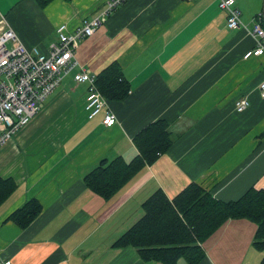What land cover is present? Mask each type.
Listing matches in <instances>:
<instances>
[{
  "label": "crops",
  "instance_id": "crops-1",
  "mask_svg": "<svg viewBox=\"0 0 264 264\" xmlns=\"http://www.w3.org/2000/svg\"><path fill=\"white\" fill-rule=\"evenodd\" d=\"M106 0H0L5 17L24 45L46 53L56 27L69 29L98 16ZM218 0H125L95 32L75 43L78 65L47 96L31 120L0 146V177L15 190L0 204V259L14 264H162L144 261L133 247L113 243L143 213L142 202L161 188L172 198L189 183L214 197L239 198L264 188V54L244 58L255 47L250 24L263 0H237L242 26L229 29ZM117 62L129 83L123 100H107L88 119L83 67L96 75ZM247 98L248 107L234 104ZM106 111L117 121L102 123ZM165 120L169 149L144 166L110 199L83 182L102 157L137 155L133 137ZM36 198L41 211L27 228L7 216ZM255 225L229 219L206 239L197 264H260L252 246ZM234 241L233 245L232 242ZM235 258L224 252L235 253ZM180 258L177 264H181ZM187 264V262H186Z\"/></svg>",
  "mask_w": 264,
  "mask_h": 264
},
{
  "label": "trees",
  "instance_id": "trees-1",
  "mask_svg": "<svg viewBox=\"0 0 264 264\" xmlns=\"http://www.w3.org/2000/svg\"><path fill=\"white\" fill-rule=\"evenodd\" d=\"M35 1L45 7L52 0ZM260 23L264 28L262 20ZM95 76L97 88L107 100H123L128 95L130 86L117 62H111ZM133 143L137 150L134 158L128 162L122 156L100 158L83 176L86 187L102 199H110L139 170L169 149L172 138L167 122L148 124L133 137ZM15 187L11 177H0V204ZM141 207L142 215L113 245L135 248L144 261L177 264L184 258L187 264H197L205 257L202 244L207 237L225 221L238 218L255 224L252 246L264 250V188L251 187L239 198L223 201L197 183H189L172 198L158 188ZM40 211L39 201L31 198L13 210L7 220L24 229ZM260 264H264V256Z\"/></svg>",
  "mask_w": 264,
  "mask_h": 264
},
{
  "label": "built area",
  "instance_id": "built-area-1",
  "mask_svg": "<svg viewBox=\"0 0 264 264\" xmlns=\"http://www.w3.org/2000/svg\"><path fill=\"white\" fill-rule=\"evenodd\" d=\"M125 0H106L104 10L89 20L69 29L66 23L56 27L57 40L52 42L46 53L37 47L28 49L8 24L5 17L0 18V146L5 144L12 134L26 125L39 111L44 100L60 84L73 68L78 65L75 55V43L92 35ZM194 1V0H187ZM237 0H218V8L226 13V26L235 29L242 26ZM262 13L254 19L252 35L255 47L246 51L244 58L264 54V28L261 25ZM74 81L85 82L87 90L83 108L88 119L98 115L106 105V98L96 85V76L79 67L73 74ZM264 98V80L258 87ZM249 105L247 98L238 99L235 111L242 112ZM115 115L106 111L102 123L110 127L116 123ZM0 264H14L0 259Z\"/></svg>",
  "mask_w": 264,
  "mask_h": 264
},
{
  "label": "rangeland",
  "instance_id": "rangeland-1",
  "mask_svg": "<svg viewBox=\"0 0 264 264\" xmlns=\"http://www.w3.org/2000/svg\"><path fill=\"white\" fill-rule=\"evenodd\" d=\"M104 7H105V6H104ZM103 10H104V8L101 10V12H102ZM115 10H116V9H115ZM115 10H114V11H115ZM101 12H100V13H101ZM8 24H9V22H8ZM9 25H10V24H9ZM253 25H254V20H253L252 23L250 24V27H251L252 29H253ZM19 39H20V38H19ZM73 79H74V78H73ZM258 93H259V92H258ZM259 96H260V95H259ZM254 225H255V224H254ZM211 235H212V234H211ZM211 235H210V236H211ZM210 236H209V237H210ZM209 237H207V239H208ZM233 243H234V241L232 242V245H233ZM257 251H258V250H257ZM260 252H263V253H264V250H262V251H260ZM225 256L235 258V257L237 256V251L235 250V253H234V254H233V253L231 254V253H228L227 251H225V252H224V257H225ZM263 256H264V254L262 255V257H263ZM262 257H261V258H262ZM180 263H181V264H186V262H185L184 260H181Z\"/></svg>",
  "mask_w": 264,
  "mask_h": 264
},
{
  "label": "water",
  "instance_id": "water-1",
  "mask_svg": "<svg viewBox=\"0 0 264 264\" xmlns=\"http://www.w3.org/2000/svg\"><path fill=\"white\" fill-rule=\"evenodd\" d=\"M262 22H263V25H264V0H263V6H262Z\"/></svg>",
  "mask_w": 264,
  "mask_h": 264
}]
</instances>
